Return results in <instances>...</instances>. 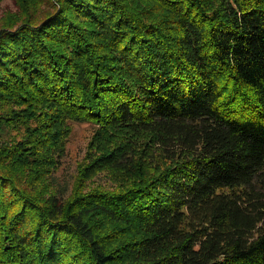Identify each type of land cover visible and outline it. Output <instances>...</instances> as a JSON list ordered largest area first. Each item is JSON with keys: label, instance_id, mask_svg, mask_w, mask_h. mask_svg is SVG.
<instances>
[{"label": "trees", "instance_id": "16d2710c", "mask_svg": "<svg viewBox=\"0 0 264 264\" xmlns=\"http://www.w3.org/2000/svg\"><path fill=\"white\" fill-rule=\"evenodd\" d=\"M15 3L0 264H264V0Z\"/></svg>", "mask_w": 264, "mask_h": 264}, {"label": "rangeland", "instance_id": "374dc122", "mask_svg": "<svg viewBox=\"0 0 264 264\" xmlns=\"http://www.w3.org/2000/svg\"><path fill=\"white\" fill-rule=\"evenodd\" d=\"M15 0H0V12L5 10H15ZM97 125L91 122H75L71 139L68 142L67 155L63 159L62 167L57 173L59 181L66 185L69 190L72 181L75 180L77 173V165L85 158L90 140L93 139ZM13 134V131H10ZM9 133V132H8ZM10 135L5 136L9 138ZM105 180V179H104ZM103 180V181H104ZM106 182V181H105ZM103 182V185L108 183Z\"/></svg>", "mask_w": 264, "mask_h": 264}]
</instances>
